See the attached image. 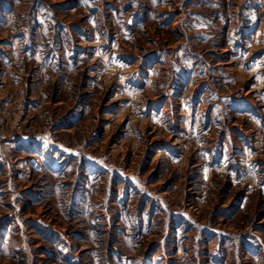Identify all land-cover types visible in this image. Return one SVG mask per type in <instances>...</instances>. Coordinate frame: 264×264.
I'll list each match as a JSON object with an SVG mask.
<instances>
[{"label": "rangeland", "instance_id": "obj_1", "mask_svg": "<svg viewBox=\"0 0 264 264\" xmlns=\"http://www.w3.org/2000/svg\"><path fill=\"white\" fill-rule=\"evenodd\" d=\"M0 264H264V0H0Z\"/></svg>", "mask_w": 264, "mask_h": 264}]
</instances>
